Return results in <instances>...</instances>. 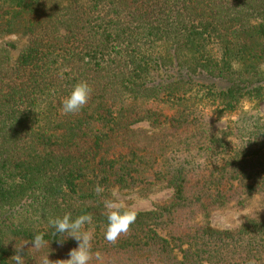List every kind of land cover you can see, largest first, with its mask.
I'll list each match as a JSON object with an SVG mask.
<instances>
[{"label": "trees", "instance_id": "1", "mask_svg": "<svg viewBox=\"0 0 264 264\" xmlns=\"http://www.w3.org/2000/svg\"><path fill=\"white\" fill-rule=\"evenodd\" d=\"M80 80L90 98L64 114ZM259 100L264 0H0V264L40 234L25 264H64L77 242L48 219L66 212L93 217L89 264H264L263 217L209 221L264 199V119L241 110ZM113 186L172 194L110 244Z\"/></svg>", "mask_w": 264, "mask_h": 264}, {"label": "clouds", "instance_id": "2", "mask_svg": "<svg viewBox=\"0 0 264 264\" xmlns=\"http://www.w3.org/2000/svg\"><path fill=\"white\" fill-rule=\"evenodd\" d=\"M91 91V86L87 81L80 80L75 82L61 100L63 113L73 114L80 111L87 104ZM95 191L100 193L103 189L97 185ZM105 208L107 210V223L104 228V239L108 243L114 244L122 233L128 232L129 226L136 220L137 212L126 208L122 202L115 201H105ZM92 224L93 217L90 213L73 216L71 213L66 212L62 216L49 217L48 227L54 230V234L62 237L59 238L60 243H63L68 238L77 242V246L69 250L68 258L60 261H63L64 264H89L91 259V241L94 232L88 226ZM31 241L34 244L33 248H38L42 243H45L42 234L36 235ZM24 244L16 248V253L11 257L14 264H25L24 256L20 254ZM97 258L99 259L98 253ZM52 262L49 260L48 255L42 260V264H52Z\"/></svg>", "mask_w": 264, "mask_h": 264}, {"label": "rangeland", "instance_id": "3", "mask_svg": "<svg viewBox=\"0 0 264 264\" xmlns=\"http://www.w3.org/2000/svg\"><path fill=\"white\" fill-rule=\"evenodd\" d=\"M5 39L17 41L16 48L11 51L12 55L16 56L18 54L19 47L23 45L25 39L16 36H7ZM253 104L254 102H244L241 110L243 113H256L264 119V100L256 101L254 108H252ZM242 114H239V116ZM237 117V113L226 114L224 117L219 118L215 117L212 122V126L217 130L225 129L228 125H232ZM133 127L143 129L148 133L155 131L154 128L150 126L149 122L145 120L136 122ZM171 194L172 188L165 186H151L149 188H121L119 186H113L110 190V197L106 201L122 202L126 208L133 209L135 211H147L154 209L157 203L168 200ZM247 215H258L264 218V199L255 197L251 204L243 209L230 206L215 210L211 212L209 221L215 227L236 229ZM25 245L28 248L37 249L33 248L34 244L26 243Z\"/></svg>", "mask_w": 264, "mask_h": 264}]
</instances>
